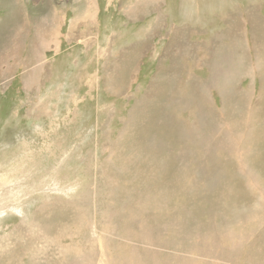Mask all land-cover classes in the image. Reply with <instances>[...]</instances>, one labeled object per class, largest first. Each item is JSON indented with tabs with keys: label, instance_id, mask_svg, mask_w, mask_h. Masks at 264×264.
<instances>
[{
	"label": "rangeland",
	"instance_id": "374dc122",
	"mask_svg": "<svg viewBox=\"0 0 264 264\" xmlns=\"http://www.w3.org/2000/svg\"><path fill=\"white\" fill-rule=\"evenodd\" d=\"M0 264H264V0H0Z\"/></svg>",
	"mask_w": 264,
	"mask_h": 264
},
{
	"label": "bare ground",
	"instance_id": "6f19581e",
	"mask_svg": "<svg viewBox=\"0 0 264 264\" xmlns=\"http://www.w3.org/2000/svg\"><path fill=\"white\" fill-rule=\"evenodd\" d=\"M45 40H46V39H45ZM47 41H48V40H47ZM44 43H45V42H44ZM40 44H41V42H40ZM40 44H39V45H40ZM45 44H47V43H45ZM41 45H43V44H41ZM41 48H42V47H41Z\"/></svg>",
	"mask_w": 264,
	"mask_h": 264
}]
</instances>
